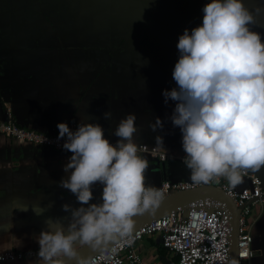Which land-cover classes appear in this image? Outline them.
I'll list each match as a JSON object with an SVG mask.
<instances>
[{
  "label": "crops",
  "instance_id": "obj_1",
  "mask_svg": "<svg viewBox=\"0 0 264 264\" xmlns=\"http://www.w3.org/2000/svg\"><path fill=\"white\" fill-rule=\"evenodd\" d=\"M208 2L0 0V119L11 109L18 125L50 135L58 134V122L99 123L115 144L119 120L135 113L138 146L171 156L162 162L138 151L149 165L146 184L192 182L181 160L186 156L182 133L170 119L176 101L165 103L162 90L177 87L172 71L179 58V36L202 24ZM243 3L254 17L250 29L264 42V0ZM108 111L111 119L104 117ZM156 117L163 127L153 131L149 124ZM157 135L163 137L161 146L156 145ZM70 156L0 134V253L38 250L42 230L57 222L67 226L71 210L81 206L59 183L72 171L64 170ZM249 171L264 180V166ZM247 183L243 178L240 185ZM102 188L100 182L91 186L89 204L102 202ZM252 211V264H264V206L252 205ZM135 250L149 264L176 259L163 247L161 234L139 242Z\"/></svg>",
  "mask_w": 264,
  "mask_h": 264
},
{
  "label": "clouds",
  "instance_id": "obj_2",
  "mask_svg": "<svg viewBox=\"0 0 264 264\" xmlns=\"http://www.w3.org/2000/svg\"><path fill=\"white\" fill-rule=\"evenodd\" d=\"M203 13L202 24L179 36L172 71L177 87L162 95L165 103L176 101L170 119L182 133L190 180L200 184L224 176L236 187L243 171L264 166V42L250 29L254 17L243 0H209ZM104 117L111 119L112 112ZM136 119L128 113L119 120L115 144L99 123L81 122L74 131L67 122L57 123V140L66 137L62 148L72 153L64 165L72 171L59 183L81 206L71 210L66 227L57 222L41 231L39 264L72 259L87 264L78 247L96 250L131 234L134 214L154 210L162 201L163 190L145 182L149 165L134 140ZM149 127L162 128L161 118ZM155 139L156 145L163 144L162 136ZM95 182L103 185L102 202L89 204Z\"/></svg>",
  "mask_w": 264,
  "mask_h": 264
},
{
  "label": "built area",
  "instance_id": "obj_3",
  "mask_svg": "<svg viewBox=\"0 0 264 264\" xmlns=\"http://www.w3.org/2000/svg\"><path fill=\"white\" fill-rule=\"evenodd\" d=\"M68 125L70 130L74 131L79 123L76 120H71ZM0 134L20 143H30L36 147L65 151L72 155L70 151L62 148L66 137L57 140L58 134L36 132L18 125L11 109H7L5 112L4 120L0 119ZM138 151L150 153L162 162L171 158L168 154L147 145L138 146ZM181 160L184 162V158ZM242 176L248 180V183L242 186L238 184L236 187L230 186L224 176H219L214 177L208 183L200 184L166 181L159 188L163 190L164 197L173 192L205 185H214L222 189L235 201L238 207H244L239 221L238 264H252L255 255L252 205L264 206V180L249 170L243 171ZM214 204L208 199L206 203H195L188 209L172 212L157 219L125 236L110 249L87 261V264H149L136 252L135 246L155 234L162 235L163 247L176 258L169 264H230L231 215L223 208L214 207ZM37 253L38 250L26 253L8 250L0 253V264L5 262L13 264L17 261L35 259L39 257Z\"/></svg>",
  "mask_w": 264,
  "mask_h": 264
},
{
  "label": "water",
  "instance_id": "obj_4",
  "mask_svg": "<svg viewBox=\"0 0 264 264\" xmlns=\"http://www.w3.org/2000/svg\"><path fill=\"white\" fill-rule=\"evenodd\" d=\"M214 202V207H220L227 210L231 215V249H230V264H238V239H239V221L240 215L244 207H238L235 201L230 198L222 189L214 185H205L189 190L173 192L164 197L154 210L144 211L134 214V230L135 231L149 225L153 221L169 215L172 212L188 209L193 204L206 203L207 200ZM251 204V203H248ZM131 233V234H132ZM130 235V234H129ZM124 237H118L116 240L108 241L106 244L92 250L85 245L78 249L82 257L87 258V261L100 254L103 251L110 249L115 244L119 243ZM68 260L67 257H65ZM68 264H75V260H69Z\"/></svg>",
  "mask_w": 264,
  "mask_h": 264
},
{
  "label": "trees",
  "instance_id": "obj_5",
  "mask_svg": "<svg viewBox=\"0 0 264 264\" xmlns=\"http://www.w3.org/2000/svg\"><path fill=\"white\" fill-rule=\"evenodd\" d=\"M166 250V249H165Z\"/></svg>",
  "mask_w": 264,
  "mask_h": 264
}]
</instances>
